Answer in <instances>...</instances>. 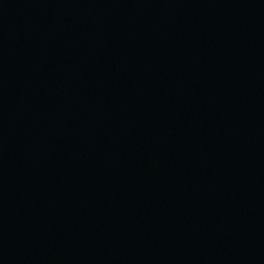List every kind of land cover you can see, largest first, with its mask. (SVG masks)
Returning <instances> with one entry per match:
<instances>
[{
	"label": "water",
	"instance_id": "water-1",
	"mask_svg": "<svg viewBox=\"0 0 264 264\" xmlns=\"http://www.w3.org/2000/svg\"><path fill=\"white\" fill-rule=\"evenodd\" d=\"M0 264H264V0H0Z\"/></svg>",
	"mask_w": 264,
	"mask_h": 264
}]
</instances>
